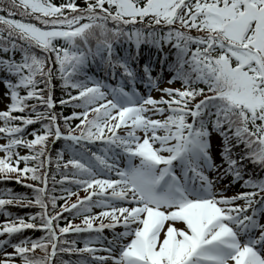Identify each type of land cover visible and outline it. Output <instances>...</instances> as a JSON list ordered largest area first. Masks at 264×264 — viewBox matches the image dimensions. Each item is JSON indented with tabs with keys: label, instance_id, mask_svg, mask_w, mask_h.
<instances>
[{
	"label": "snow or ice",
	"instance_id": "6c2138e0",
	"mask_svg": "<svg viewBox=\"0 0 264 264\" xmlns=\"http://www.w3.org/2000/svg\"><path fill=\"white\" fill-rule=\"evenodd\" d=\"M0 73V264H264V0H0Z\"/></svg>",
	"mask_w": 264,
	"mask_h": 264
},
{
	"label": "trees",
	"instance_id": "16d2710c",
	"mask_svg": "<svg viewBox=\"0 0 264 264\" xmlns=\"http://www.w3.org/2000/svg\"><path fill=\"white\" fill-rule=\"evenodd\" d=\"M55 2H56V3H61V2H63V0H55ZM78 2L83 3V0H78ZM166 50H167V49H166ZM155 54H156V50H155L154 48L149 49L148 47H144V48H143V52H142V60H143V62H141V64H143V63L147 62L149 59L153 58V57L155 56ZM162 56H163V53H161V57H162ZM95 71H96V69H93V72H95ZM3 75H4L3 73H0V76H3ZM62 95H63V94H62V92L60 91L59 83L57 82V90H56V92H55V96L57 97V99H59ZM32 102L34 103V101H32ZM56 111H57L58 113H62L63 115H71L72 109H71L70 107L61 108V107L59 106V103H57ZM77 121H78V120H77ZM77 121H74V122H77ZM33 127H35V128H39L40 125H39V124H36V125H33V126H29L28 131L30 132V131L32 130ZM64 144H65V142H63V141L59 142V143L57 144V145H58V148H59V149H60V148H64V147H65ZM58 148H57V149H58ZM21 166H23V165H21ZM52 174H53V175L56 174V169H55V171L52 172ZM56 178H57V180L60 179V177H59L58 175H57ZM12 185L16 187V191H29V190L24 189V188H22L21 186H18V185H16V184H12ZM67 186L71 187V185H67ZM56 187H57V189H59V188H60V185L57 184ZM10 188H11V187H10ZM73 190H75V189H73ZM29 194H30V193H29ZM57 195H60V192H59V191L57 192ZM59 202L61 203L62 200H60ZM33 211H34V209L24 208V209H22V211H18V212H19V213H23L24 216H27L28 214L33 213ZM11 212H12V211H11ZM65 216L68 217L69 214H68V213H65ZM77 218H79V219H80V222H81L82 217H77ZM69 219H71V217H69ZM60 223H61V224H64L65 221L61 220ZM42 234H43V233L38 234L37 236H40V235H42ZM74 238H75V237H74ZM69 239H73V238H69ZM79 245H80V244H79Z\"/></svg>",
	"mask_w": 264,
	"mask_h": 264
},
{
	"label": "rangeland",
	"instance_id": "374dc122",
	"mask_svg": "<svg viewBox=\"0 0 264 264\" xmlns=\"http://www.w3.org/2000/svg\"><path fill=\"white\" fill-rule=\"evenodd\" d=\"M17 18H19V17H17ZM173 86H176V87H179L178 85H173ZM154 96H156V97H158L159 96V92H157V91H153V93H152ZM4 107V104H2V103H0V109H2ZM73 123H75L74 121H73ZM29 139H30V137H29ZM58 148V145L55 143V145H53V144H49V150H50V152H51V154H52V157H53V164H52V172L53 171H55V159H56V153L58 152V150H59V148ZM19 151L21 152V154L23 155V154H25L26 152H27V149H23V148H21V149H19ZM0 155H2V153H0ZM69 158V156H68V153L67 152H65V159H68ZM30 182V181H29ZM225 184H227L226 183V181L224 182ZM50 186H51V182H50ZM221 187H223V185H221ZM234 192V193H233ZM238 192V191H237ZM237 192H235V189L234 188H232L227 194L228 195H232V194H235V193H237ZM79 196L80 197H83L84 195H85V193H84V191H79ZM76 199H77V197L76 196H72L71 197V200L69 201V203H73V202H75L76 201ZM60 203V202H59ZM63 203H64V201L62 200V204L61 205H63ZM38 210V209H37ZM79 223H81L80 221H76V224H79ZM179 226V225H178ZM110 233V231L109 230H106V235H108ZM70 236V235H69ZM9 251H11V249H9ZM63 258H68V256H65V257H63Z\"/></svg>",
	"mask_w": 264,
	"mask_h": 264
}]
</instances>
